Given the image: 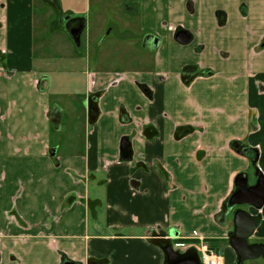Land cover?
I'll use <instances>...</instances> for the list:
<instances>
[{"label": "crops", "instance_id": "crops-1", "mask_svg": "<svg viewBox=\"0 0 264 264\" xmlns=\"http://www.w3.org/2000/svg\"><path fill=\"white\" fill-rule=\"evenodd\" d=\"M49 5L0 0V264H169L168 243L235 264L238 210L264 244V205L228 203L239 174L264 179V0H132L118 68L48 32ZM57 55L74 67H42L53 94L35 56Z\"/></svg>", "mask_w": 264, "mask_h": 264}, {"label": "rangeland", "instance_id": "rangeland-1", "mask_svg": "<svg viewBox=\"0 0 264 264\" xmlns=\"http://www.w3.org/2000/svg\"><path fill=\"white\" fill-rule=\"evenodd\" d=\"M58 1L63 7L62 9H64L65 15L75 14L78 16L86 17L88 21L87 29L86 32H84L83 39L81 41V44L84 43L83 51L84 50L87 51L86 47L88 44L92 57L100 53L102 57L104 56L105 58L112 59L110 61V65L113 66L112 68H118L119 66H122L120 60L118 59L126 60L129 58L132 61L134 55L137 53V51H139L140 44L138 45L135 43L121 44L117 42L118 39H127V38L134 39L132 35L134 31L133 23L135 19H133L132 12L131 13L127 12V8L129 6L132 7V0H58ZM47 8L52 10V14L54 18V22L52 23L51 21H49V24L47 25L48 32L56 33L57 37L62 39L63 44H67L69 42L67 46L69 47L70 50L74 51V48L71 46V39L66 34L64 29L61 28V25L57 24L56 21L57 17L53 11V8L50 5ZM127 22H129L128 23L129 25L124 26L123 24H126ZM53 25L56 27H53ZM122 29L131 30L129 31L131 35L130 36H127L126 34L124 35V32L121 31ZM87 39H88V43L86 42ZM64 47L65 46L62 45L60 51L61 52L64 51L63 54L66 55L69 49ZM38 58L39 56L37 57L35 56V66H34L35 71H41L42 67L46 69H49L51 67L63 68L66 70L69 69L70 66L74 67L70 59H66V58L63 59L60 58L58 55L55 56L54 60H50V58L47 57L41 61V59L39 60ZM100 60H101V56H100ZM79 66H82V64L79 63L76 67ZM41 75L48 79L50 85L49 90L55 92L53 94H58L59 92L58 89H60V87H64L65 85H67L64 76H62L59 79V82L57 83V87H58L57 88L54 87V82H52L49 73H47L45 70H42ZM73 89L75 90L74 94L77 96L78 99L83 97L82 84L76 82L75 84H73ZM60 98L62 97H58V95L53 96V98L51 97L52 101L54 102H57L58 100H60ZM64 99L67 100L66 97ZM80 101L81 100H79L77 102V105H75L77 108L75 115L79 123V126L83 122L84 117L86 116L85 112L82 109L83 107ZM168 244L172 249L176 245L175 243H168ZM249 264H262V261L257 260V262H251Z\"/></svg>", "mask_w": 264, "mask_h": 264}, {"label": "water", "instance_id": "water-1", "mask_svg": "<svg viewBox=\"0 0 264 264\" xmlns=\"http://www.w3.org/2000/svg\"><path fill=\"white\" fill-rule=\"evenodd\" d=\"M52 5L55 0H48ZM86 24L84 25V27ZM71 38L77 48L81 46V32L77 33V38L70 33ZM191 36L184 31L178 32L176 35L177 42L186 44L190 41ZM157 44V43H156ZM47 82H44V88ZM129 146L128 141L124 140L122 149L126 150ZM129 155L126 157L128 158ZM249 175L247 173L239 174L236 177L235 186L237 191L229 199V205L234 206H252L260 210L264 205V179L260 172H256L257 181L253 186L249 185ZM235 228L229 234V242L237 255L235 264H246V261L264 260V244H249L248 240L261 223V216L253 217L245 211L238 210L234 215ZM168 262H175L176 264H201L199 257L179 259L180 254L174 251L170 245L164 248ZM71 264V263H66ZM264 264V263H263Z\"/></svg>", "mask_w": 264, "mask_h": 264}, {"label": "flooded vegetation", "instance_id": "flooded-vegetation-1", "mask_svg": "<svg viewBox=\"0 0 264 264\" xmlns=\"http://www.w3.org/2000/svg\"><path fill=\"white\" fill-rule=\"evenodd\" d=\"M46 1L48 2V0H46ZM52 6L55 10V13H56L58 22L61 25V28L64 29V31L69 36V38L72 40L70 33H72L74 35V37L77 38V36H78L77 33H79V32H81V38H82V35L84 34V32L87 29L86 26L84 27V25L86 24V21H85L86 17L77 16L75 14L65 15L64 11L61 7V4L58 0H55V3L52 4ZM72 42H73V40H72ZM77 49H79V48H77ZM253 179H254V181L252 182L253 184L249 183L250 186H253L256 183V181H257L256 174H253ZM228 203H229V201H228ZM179 254H181V253H179ZM186 258H192V257H186L185 256V258H184V257H182V254H181V256H179L178 260L186 259ZM193 258L197 259V256L195 255V256H193ZM258 260H261L262 264L264 263V260L262 258L258 259ZM251 262H257V260L246 261V264H249ZM169 264H176V263L175 262H169Z\"/></svg>", "mask_w": 264, "mask_h": 264}, {"label": "built area", "instance_id": "built-area-1", "mask_svg": "<svg viewBox=\"0 0 264 264\" xmlns=\"http://www.w3.org/2000/svg\"><path fill=\"white\" fill-rule=\"evenodd\" d=\"M202 260L205 264H222V258L215 251L211 250L207 245L201 247ZM208 258L210 260H208Z\"/></svg>", "mask_w": 264, "mask_h": 264}, {"label": "bare ground", "instance_id": "bare-ground-1", "mask_svg": "<svg viewBox=\"0 0 264 264\" xmlns=\"http://www.w3.org/2000/svg\"><path fill=\"white\" fill-rule=\"evenodd\" d=\"M198 257H199V259H200V262H201V264H205V263L203 262V260H202L201 256H200V255H198ZM208 260H210V259L208 258ZM209 264H211V263H209Z\"/></svg>", "mask_w": 264, "mask_h": 264}, {"label": "trees", "instance_id": "trees-1", "mask_svg": "<svg viewBox=\"0 0 264 264\" xmlns=\"http://www.w3.org/2000/svg\"><path fill=\"white\" fill-rule=\"evenodd\" d=\"M189 71H190V70H186L185 73L188 74ZM215 251H217V250H215Z\"/></svg>", "mask_w": 264, "mask_h": 264}]
</instances>
